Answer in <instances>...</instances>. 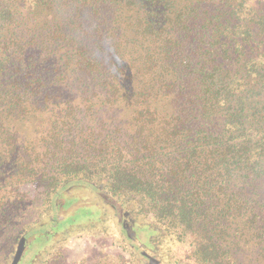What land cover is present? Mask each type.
Segmentation results:
<instances>
[{
  "label": "trees",
  "instance_id": "1",
  "mask_svg": "<svg viewBox=\"0 0 264 264\" xmlns=\"http://www.w3.org/2000/svg\"><path fill=\"white\" fill-rule=\"evenodd\" d=\"M86 236L264 264V0H0V262Z\"/></svg>",
  "mask_w": 264,
  "mask_h": 264
},
{
  "label": "rangeland",
  "instance_id": "2",
  "mask_svg": "<svg viewBox=\"0 0 264 264\" xmlns=\"http://www.w3.org/2000/svg\"><path fill=\"white\" fill-rule=\"evenodd\" d=\"M31 198H34L39 193V189L35 186H28L25 189ZM108 243H111L108 241ZM101 246L99 240L94 237H80L73 240L66 252L67 261L64 264H91L94 261L92 257L94 252ZM30 259H23L20 264H30ZM0 264H4V258Z\"/></svg>",
  "mask_w": 264,
  "mask_h": 264
},
{
  "label": "water",
  "instance_id": "3",
  "mask_svg": "<svg viewBox=\"0 0 264 264\" xmlns=\"http://www.w3.org/2000/svg\"><path fill=\"white\" fill-rule=\"evenodd\" d=\"M21 245H22V244H20V246H19V249H18V252H17L16 258H15V261H14L13 264H17L18 261H19L20 254H21V249H22Z\"/></svg>",
  "mask_w": 264,
  "mask_h": 264
}]
</instances>
